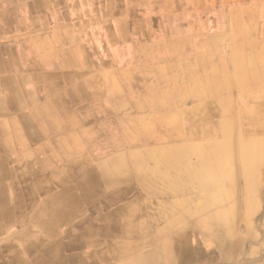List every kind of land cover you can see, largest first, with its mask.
Returning <instances> with one entry per match:
<instances>
[{"label": "crops", "instance_id": "crops-1", "mask_svg": "<svg viewBox=\"0 0 264 264\" xmlns=\"http://www.w3.org/2000/svg\"><path fill=\"white\" fill-rule=\"evenodd\" d=\"M145 1L0 0V264H177L154 227L132 222L141 199L117 160L140 151L124 139L155 135L125 129L155 119L97 109L100 71L86 64L92 32L98 47Z\"/></svg>", "mask_w": 264, "mask_h": 264}, {"label": "rangeland", "instance_id": "rangeland-1", "mask_svg": "<svg viewBox=\"0 0 264 264\" xmlns=\"http://www.w3.org/2000/svg\"><path fill=\"white\" fill-rule=\"evenodd\" d=\"M145 2L142 9L131 14L120 12L119 16L131 24L116 34L109 28L108 37L103 34L98 47L94 39L100 35L92 32V55L86 59V64L93 67L91 72L100 71L97 84L93 83L103 92L99 98L102 105L98 102L97 109L104 106L111 112H124L125 121L126 112L132 111L141 123L145 120L150 124L155 119L154 124L160 126V115L173 119L170 135L161 142L123 140V148H140V154L117 155L118 162L124 161L122 172L130 183L124 192L141 199L133 203L137 210L131 220L138 227H154L156 239L168 241L177 264H264V191L244 190L239 154L240 142H252V147L262 152L255 167L264 172V133L245 132L244 116L236 119L231 128L236 152L230 153L224 168L216 174L215 190V182L203 183L201 177L192 174V167L197 166L189 150L192 144L186 138L189 133L183 113L195 102L203 103L214 96L215 101L229 96L239 106L237 93L241 91L247 94V105L261 101L264 107V0H172V6L155 0ZM224 68L233 84L210 96L203 91L205 85L213 77L223 78ZM237 75L242 79L239 84ZM93 88L91 85L90 90ZM82 110H88L85 104ZM161 146H170L172 151L156 153L160 159L155 163L149 154L142 153ZM263 176L259 187L264 185ZM233 206L237 213L230 219L233 223L224 238L218 229L215 231L214 217L229 214Z\"/></svg>", "mask_w": 264, "mask_h": 264}, {"label": "bare ground", "instance_id": "bare-ground-1", "mask_svg": "<svg viewBox=\"0 0 264 264\" xmlns=\"http://www.w3.org/2000/svg\"><path fill=\"white\" fill-rule=\"evenodd\" d=\"M234 66L238 69V63L234 61ZM5 72V71H4ZM239 73V72H237ZM228 70L226 68L223 69V78L219 77L217 80H215V77L208 80L207 84L205 85V89L203 91H208L210 96L215 95V91H219V89L223 88L230 89L231 85L233 84L230 80L228 75ZM27 80V79H24ZM23 81V80H22ZM74 81V80H73ZM193 81H196V79H193ZM237 81L236 83L239 84L242 79L240 78V75H237V78L235 79ZM30 82V81H29ZM28 84V83H27ZM22 86V85H21ZM28 86V85H27ZM30 87V86H28ZM28 87L26 89H28ZM19 88V87H18ZM21 89V88H20ZM22 91V90H21ZM50 91V90H49ZM48 91V92H49ZM227 91V90H226ZM26 92V91H25ZM213 92V93H211ZM80 93H82L80 91ZM172 93V92H168ZM237 93V92H236ZM21 94V93H20ZM34 94V93H33ZM84 94V93H83ZM22 96V95H21ZM247 94L245 91H241L237 93V97L241 99V104L239 106H236L233 104V99L229 96L225 98H218L215 101V96L210 97L207 99V101L203 103H197L195 102L191 107L185 108L183 113L185 114L187 123L185 130L189 135L186 137L187 140L191 141L192 147L189 149L192 153V155L195 157V166L196 168L192 167L191 170L193 175H196L197 177H201L202 182L204 183L205 180H209L212 183L215 182V190H216V174L220 172L226 162V158L230 156V153L235 151V142L233 141V132L231 130L232 125H236V119L240 118V116H244V123L242 124L245 127L246 131H255L258 133H264V107L261 101H258L254 104H246L244 102L246 100ZM28 98V97H27ZM243 101V102H242ZM57 102V101H55ZM237 103V102H236ZM58 105V104H57ZM23 106V105H22ZM59 106V105H58ZM68 107V106H67ZM15 109V108H14ZM19 109V108H18ZM67 109V108H66ZM65 114V112H62ZM234 115L232 119V114ZM4 114V113H3ZM48 115V114H47ZM230 118L232 120H230ZM9 119V118H8ZM62 120V119H61ZM158 120H161V126L156 124L151 125L149 127L143 126L142 124H138L136 127H130L125 130L127 134L130 133V135H138V131L144 130H152L150 135L146 136L145 141L148 144H154L157 140L161 142L164 138H166L167 134H169L168 130L172 129L174 127L173 119L169 115H160L158 117ZM232 121V123L230 122ZM67 122V121H66ZM105 122V121H104ZM65 123V122H64ZM109 123V122H108ZM10 124V123H9ZM66 124V123H65ZM71 125V124H70ZM80 125V124H79ZM106 125V124H105ZM188 125V126H187ZM241 125V126H242ZM69 126V125H68ZM2 128V127H1ZM67 128V127H66ZM5 129V128H3ZM139 129V130H138ZM242 129V128H241ZM13 130V129H12ZM138 130V131H137ZM234 130V129H233ZM4 131V130H3ZM241 131V130H240ZM6 132V130L4 131ZM7 133V132H6ZM48 133V132H47ZM14 134V133H13ZM15 135V134H14ZM35 135V134H34ZM170 135V134H169ZM233 135V136H232ZM18 136H20L18 134ZM241 136V134H240ZM7 138V137H6ZM18 138V137H17ZM126 138V137H125ZM23 139V138H22ZM237 139V138H236ZM8 140V139H7ZM6 140V141H7ZM5 141V140H3ZM5 141V142H6ZM20 141V140H19ZM22 141V140H21ZM48 141V140H47ZM46 141V142H47ZM237 141V140H236ZM242 141V140H241ZM8 142V141H7ZM45 142V141H44ZM234 144L233 147H231V144ZM4 143V142H3ZM30 143V142H29ZM53 143V142H52ZM27 144V143H26ZM109 144V143H108ZM264 145V143H261ZM3 145V144H2ZM49 145V144H48ZM239 154H240V163L243 169V177H244V190L251 192L256 191L257 188H259L261 191H264V185L262 187H259V179L264 174L263 170L258 172V169H256L255 164L257 162V158L262 153L258 149H254L252 145H254L250 141H243L239 143ZM4 146V145H3ZM238 146V145H237ZM40 147V146H39ZM52 150L53 148L49 146ZM108 147V146H107ZM1 149V148H0ZM46 149V148H45ZM51 150V151H52ZM92 150V149H91ZM133 150V149H132ZM179 150H182L181 147H179ZM17 151V150H16ZM34 151V150H33ZM39 151V150H37ZM36 151V152H37ZM130 151V150H129ZM169 151H172V147L170 146H161L160 148H157V150L149 149L146 151H142V153H147L150 155V158L153 159L154 163L156 159H160V157L156 156V153L158 154H164L168 153ZM8 152V151H7ZM40 152V151H39ZM43 152V151H41ZM46 152V151H45ZM128 152V151H127ZM126 152V153H127ZM132 152V151H130ZM259 152V153H258ZM170 153V152H169ZM182 153V152H181ZM100 154V153H99ZM98 154V155H99ZM137 154H140V151L137 152ZM12 155V154H11ZM43 155V154H42ZM52 155V154H51ZM128 156V155H127ZM9 157V156H8ZM16 157V156H15ZM72 157V156H71ZM49 158V157H48ZM68 158V157H67ZM15 159V158H14ZM128 159V158H127ZM19 160V159H18ZM72 160V159H71ZM7 161V159H6ZM53 161V160H52ZM4 162V161H3ZM48 162V161H46ZM50 162V160H49ZM48 162V163H49ZM54 162V161H53ZM65 162V161H64ZM121 162H124L121 160ZM7 163V162H6ZM12 163V162H11ZM55 163V162H54ZM58 163V162H56ZM69 163V162H68ZM50 164V163H49ZM53 164V163H52ZM233 165V164H232ZM48 166V165H47ZM28 167V166H27ZM30 167V166H29ZM232 167V166H230ZM49 168V167H48ZM215 168V179H213V170ZM42 169V168H41ZM146 170V169H145ZM109 171V170H108ZM143 171V170H142ZM44 172V171H43ZM48 172V171H47ZM226 172V170H225ZM9 173V171H8ZM51 173V172H50ZM190 173V172H189ZM231 173V172H230ZM47 174V173H46ZM54 174V173H53ZM228 174V173H227ZM35 176V175H34ZM54 176V175H53ZM191 176V175H190ZM189 176V177H190ZM212 176V177H211ZM57 177V176H56ZM188 177V178H189ZM235 178V177H234ZM264 178V176H263ZM8 179V178H6ZM52 179V178H51ZM191 179V178H190ZM53 180V179H52ZM264 180V179H263ZM40 181V180H39ZM46 181V180H45ZM236 181V180H235ZM195 182V181H194ZM198 182V181H197ZM228 182V181H227ZM193 183V182H192ZM45 184V183H44ZM195 184V183H194ZM42 185V184H41ZM196 185V184H195ZM200 185V184H199ZM229 186V185H228ZM237 186V185H236ZM261 186V185H260ZM194 187V186H193ZM57 188V187H56ZM63 188V187H62ZM61 188V189H62ZM254 188V189H253ZM258 189V190H259ZM59 190V189H58ZM63 190V189H62ZM228 190V188H227ZM240 190V188H239ZM254 190V191H253ZM60 191V190H59ZM238 191V190H237ZM197 192V191H196ZM242 192V191H241ZM47 193V192H46ZM192 193V192H191ZM263 193V192H262ZM198 195V194H197ZM23 196V195H22ZM171 201V200H170ZM186 201V200H185ZM184 203V201H183ZM170 205V203H168ZM175 204V203H174ZM25 205V204H24ZM216 205V204H215ZM184 206V205H183ZM171 207V206H170ZM175 207V206H174ZM261 207V206H260ZM179 209V208H178ZM186 209V208H185ZM189 209V208H188ZM193 210V209H192ZM191 210V211H192ZM197 210V209H196ZM195 210V211H196ZM190 212V210H189ZM229 214H224L220 218H215V231L218 229V231L222 234V236L228 235L230 227L229 222L234 219L237 211L236 207L233 206V209L229 211ZM186 214V213H184ZM196 214V212H195ZM192 215H190L191 217ZM216 216V215H215ZM183 217V216H182ZM181 217V218H182ZM193 217V216H192ZM219 217V216H218ZM213 219V221H214ZM231 219V220H230ZM176 220V219H174ZM166 221V220H165ZM164 221V222H165ZM12 222V221H11ZM171 222V221H170ZM206 222V221H205ZM13 223V222H12ZM172 223V222H171ZM86 224V223H85ZM208 224V222H207ZM12 225V224H11ZM206 225V224H205ZM262 229V228H261ZM174 230V229H173ZM264 231V230H263ZM261 232V231H260ZM3 233V232H2ZM1 233V234H2ZM83 233V232H82ZM146 234V233H145ZM232 235V234H231ZM80 236V235H79ZM236 237V236H235ZM234 237V238H235ZM255 238V235L253 236ZM34 238V237H33ZM38 238V237H37ZM41 238V237H40ZM39 238V239H40ZM230 238V235H229ZM252 238V237H251ZM42 239V238H41ZM82 239V238H81ZM80 239V241H81ZM240 239V237H239ZM72 240V239H71ZM255 240V239H254ZM248 241V240H247ZM258 241V240H257ZM239 242V241H238ZM28 243V241H27ZM26 244V243H25ZM163 244L166 248L171 249L170 244L168 241H163ZM256 244V242H255ZM258 244V243H257ZM248 245V244H247ZM30 246V245H29ZM240 246V245H239ZM264 246V245H263ZM28 247V246H27ZM234 248V247H233ZM248 248V246H247ZM250 248V247H249ZM228 249V248H227ZM252 249V247H251ZM246 250V249H245ZM253 250V249H252ZM255 250V249H254ZM253 250V251H254ZM141 251V250H140ZM172 251V249H171ZM155 254V252H153ZM223 253V252H222ZM118 254V253H117ZM264 254V253H263ZM199 255V254H198ZM74 257V256H73ZM241 257V256H240ZM244 257V256H242ZM241 257V258H242ZM260 257V256H259ZM168 258V257H167ZM222 258V257H221ZM245 258V257H244ZM77 259V258H76ZM137 259V258H136ZM147 259V258H145ZM144 259V260H145ZM72 260V259H71ZM223 260V259H222ZM236 260V259H235ZM136 261V260H135ZM231 261V259H230ZM254 261V260H253ZM163 262V261H162ZM232 262V261H231ZM239 262V261H238ZM143 263V262H142ZM145 263V262H144ZM151 263V262H150ZM233 263V262H232ZM241 263V262H240ZM252 263V262H251ZM261 263V262H260ZM112 264V263H111ZM235 264V263H234Z\"/></svg>", "mask_w": 264, "mask_h": 264}]
</instances>
